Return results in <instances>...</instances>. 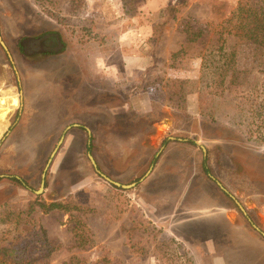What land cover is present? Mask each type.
I'll return each instance as SVG.
<instances>
[{
  "label": "rangeland",
  "instance_id": "rangeland-1",
  "mask_svg": "<svg viewBox=\"0 0 264 264\" xmlns=\"http://www.w3.org/2000/svg\"><path fill=\"white\" fill-rule=\"evenodd\" d=\"M126 1L0 0V246L264 264V0ZM169 79L189 81L181 107Z\"/></svg>",
  "mask_w": 264,
  "mask_h": 264
},
{
  "label": "trees",
  "instance_id": "trees-1",
  "mask_svg": "<svg viewBox=\"0 0 264 264\" xmlns=\"http://www.w3.org/2000/svg\"><path fill=\"white\" fill-rule=\"evenodd\" d=\"M124 2L126 3L127 1L124 0ZM246 18H248V17H246ZM251 30H252V28H250L248 31L251 33H255ZM192 34L195 35L194 37H198L202 33H201V30L195 29L194 31H192ZM255 34H257V33H255ZM263 34H264V32H263ZM260 45L264 46V44H260ZM218 50L220 52H222L223 47L222 46L218 47ZM222 55H223V57L227 58L228 53H222ZM188 84H189V81L186 79H169L164 83L163 89L165 90V92L167 94V99L169 101H172V103L175 104L176 107H181L182 104L185 102L186 95L189 91L188 87H187ZM14 180L17 183H20V181L18 179L14 178ZM38 205L40 206V209L44 213H47V212L54 210V209L62 210L64 212H69L70 208H72V209L75 208L74 205H73V207H71L68 204V202L65 200L52 201V202H49L47 204L39 202ZM72 216L74 217V215H72ZM76 225L74 226L73 230H76ZM74 236L77 237L80 235H78V233L74 232ZM45 242H46V240H45ZM82 242L83 241L80 240V241H78V244H80V246L81 245L83 246L84 243H82ZM19 251H20L19 249L12 247V246H8V247L0 246V264H8V263L23 264V262H26L27 261L26 257H24L21 253H19ZM78 260L79 259L76 256H71L70 260L68 261V264H79ZM25 264H32V263L27 261V263H25Z\"/></svg>",
  "mask_w": 264,
  "mask_h": 264
},
{
  "label": "water",
  "instance_id": "water-1",
  "mask_svg": "<svg viewBox=\"0 0 264 264\" xmlns=\"http://www.w3.org/2000/svg\"><path fill=\"white\" fill-rule=\"evenodd\" d=\"M44 41H46V39H45ZM47 42L50 43V41H47ZM0 43H1V45L4 47V49L6 50V52L8 53L7 48H6L4 42H3L1 39H0ZM49 43H48V44H49ZM21 44H22L23 47H24V43L21 42ZM23 50H24V48H23ZM63 139H64V135H62V136L59 138V140H58V142H57V145H56V146L54 147V149L52 150V152H51V154H50V157L48 158V161L46 162V164H45V166H44V168H43V171H42V179H41L40 187L38 188L37 192H40V191H42V190L44 189V180H45L46 171H47L48 168L50 167L51 162H52V160H53V157L56 155L57 150H58V148H59V145L63 142ZM88 156H89V158H90L92 164L96 167V163H95V161H94L92 155H91V154H88ZM96 171H97L100 175H102L105 179H107L110 183H112V184H114V185H116V186H120V187L128 188V187H131V186H133V185L135 184V183L121 184V183L118 182V181H114V180L110 179L108 176H106V175H104L103 173H101L98 169H96ZM237 203H238V202H237ZM238 205H239V207L243 210L242 206H241L239 203H238Z\"/></svg>",
  "mask_w": 264,
  "mask_h": 264
},
{
  "label": "crops",
  "instance_id": "crops-1",
  "mask_svg": "<svg viewBox=\"0 0 264 264\" xmlns=\"http://www.w3.org/2000/svg\"><path fill=\"white\" fill-rule=\"evenodd\" d=\"M231 219H229V221H230ZM231 222V221H230ZM232 223V222H231ZM245 255V253L243 252V254H242V256H244ZM238 256H241V254H239ZM241 256V257H242ZM247 257V256H246ZM247 260H249V261H251V259H248V257H247ZM244 261V260H243ZM243 261L240 259V260H238V262H239V264H245V262L243 263Z\"/></svg>",
  "mask_w": 264,
  "mask_h": 264
},
{
  "label": "flooded vegetation",
  "instance_id": "flooded-vegetation-1",
  "mask_svg": "<svg viewBox=\"0 0 264 264\" xmlns=\"http://www.w3.org/2000/svg\"><path fill=\"white\" fill-rule=\"evenodd\" d=\"M18 45H19L21 51L24 52V50H23L24 47H23V45L21 44V41H19Z\"/></svg>",
  "mask_w": 264,
  "mask_h": 264
}]
</instances>
